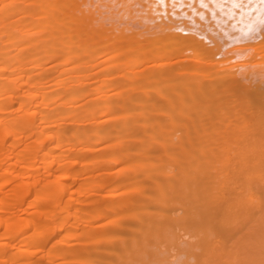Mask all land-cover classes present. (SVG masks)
I'll return each mask as SVG.
<instances>
[{
  "label": "bare ground",
  "instance_id": "bare-ground-1",
  "mask_svg": "<svg viewBox=\"0 0 264 264\" xmlns=\"http://www.w3.org/2000/svg\"><path fill=\"white\" fill-rule=\"evenodd\" d=\"M0 264H264V0H0Z\"/></svg>",
  "mask_w": 264,
  "mask_h": 264
}]
</instances>
